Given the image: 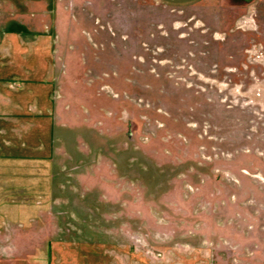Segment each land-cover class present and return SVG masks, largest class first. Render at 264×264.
<instances>
[{"label": "rangeland", "instance_id": "1", "mask_svg": "<svg viewBox=\"0 0 264 264\" xmlns=\"http://www.w3.org/2000/svg\"><path fill=\"white\" fill-rule=\"evenodd\" d=\"M0 264H264V0H0Z\"/></svg>", "mask_w": 264, "mask_h": 264}]
</instances>
